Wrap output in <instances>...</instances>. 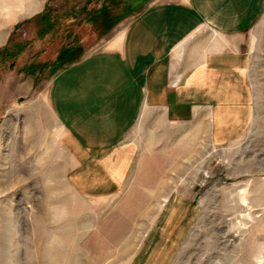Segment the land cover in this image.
Here are the masks:
<instances>
[{
    "label": "rangeland",
    "instance_id": "1",
    "mask_svg": "<svg viewBox=\"0 0 264 264\" xmlns=\"http://www.w3.org/2000/svg\"><path fill=\"white\" fill-rule=\"evenodd\" d=\"M156 1L0 0V264H264V16L244 36L252 113L232 142L166 132L99 198L71 186L55 139L45 156L52 82Z\"/></svg>",
    "mask_w": 264,
    "mask_h": 264
},
{
    "label": "crops",
    "instance_id": "2",
    "mask_svg": "<svg viewBox=\"0 0 264 264\" xmlns=\"http://www.w3.org/2000/svg\"><path fill=\"white\" fill-rule=\"evenodd\" d=\"M263 16L264 0L148 5L52 82L46 103L58 131L44 129L45 156L53 158L55 139L71 186L99 198L120 192L135 161L165 145L166 132L232 142L252 113L244 36Z\"/></svg>",
    "mask_w": 264,
    "mask_h": 264
},
{
    "label": "bare ground",
    "instance_id": "3",
    "mask_svg": "<svg viewBox=\"0 0 264 264\" xmlns=\"http://www.w3.org/2000/svg\"><path fill=\"white\" fill-rule=\"evenodd\" d=\"M9 188V187H8Z\"/></svg>",
    "mask_w": 264,
    "mask_h": 264
}]
</instances>
